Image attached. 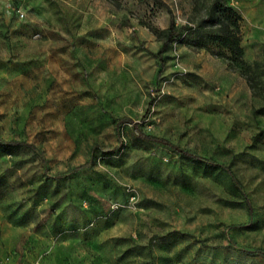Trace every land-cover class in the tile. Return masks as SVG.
Masks as SVG:
<instances>
[{
  "label": "rangeland",
  "instance_id": "rangeland-1",
  "mask_svg": "<svg viewBox=\"0 0 264 264\" xmlns=\"http://www.w3.org/2000/svg\"><path fill=\"white\" fill-rule=\"evenodd\" d=\"M211 1L0 0V264H264V0L248 70Z\"/></svg>",
  "mask_w": 264,
  "mask_h": 264
},
{
  "label": "trees",
  "instance_id": "trees-1",
  "mask_svg": "<svg viewBox=\"0 0 264 264\" xmlns=\"http://www.w3.org/2000/svg\"><path fill=\"white\" fill-rule=\"evenodd\" d=\"M170 11V10H169ZM216 13L225 14L227 22H221L216 29H208L205 26L199 24L194 27H189L188 31V42L194 45L207 46L211 43L218 44L222 49H227L230 52V58L235 62L237 66L243 70H248V65L243 58V49L240 45V29H239V20L241 19L239 13L230 5L227 0H212L210 7L207 10L206 20H211ZM187 25H178L173 15H170L168 26L163 29L162 43L160 50L157 53L159 59H163L162 53L167 50L170 42L177 36L181 35L183 30L187 28ZM218 54H224V51H216ZM163 63H161V66ZM162 71V67L159 70ZM134 131L139 134L142 138L157 140V137L154 135L147 134L141 131L137 123H133ZM4 141L0 137V143ZM10 145H27L25 142L10 140L7 142ZM180 154L194 158V155L190 154L188 151L179 148L178 146H173ZM213 163V162H211ZM215 164V163H213ZM232 182L237 185L235 177L229 172ZM248 210L251 212L250 202L247 200ZM247 252L253 253L254 250L246 249Z\"/></svg>",
  "mask_w": 264,
  "mask_h": 264
}]
</instances>
